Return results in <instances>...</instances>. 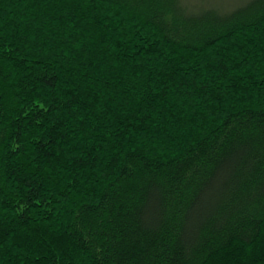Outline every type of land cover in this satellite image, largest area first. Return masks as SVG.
I'll list each match as a JSON object with an SVG mask.
<instances>
[{"label": "trees", "instance_id": "trees-1", "mask_svg": "<svg viewBox=\"0 0 264 264\" xmlns=\"http://www.w3.org/2000/svg\"><path fill=\"white\" fill-rule=\"evenodd\" d=\"M0 264H264V0H0Z\"/></svg>", "mask_w": 264, "mask_h": 264}, {"label": "rangeland", "instance_id": "rangeland-1", "mask_svg": "<svg viewBox=\"0 0 264 264\" xmlns=\"http://www.w3.org/2000/svg\"><path fill=\"white\" fill-rule=\"evenodd\" d=\"M203 1L209 2V1H214V0H203ZM227 1H233V0H227ZM197 3L199 2L197 1Z\"/></svg>", "mask_w": 264, "mask_h": 264}]
</instances>
